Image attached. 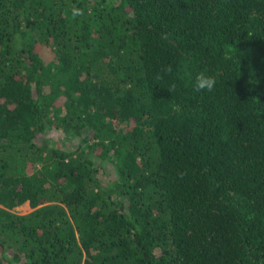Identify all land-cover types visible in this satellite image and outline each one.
<instances>
[{
    "label": "trees",
    "instance_id": "obj_1",
    "mask_svg": "<svg viewBox=\"0 0 264 264\" xmlns=\"http://www.w3.org/2000/svg\"><path fill=\"white\" fill-rule=\"evenodd\" d=\"M0 264H264V0H0Z\"/></svg>",
    "mask_w": 264,
    "mask_h": 264
},
{
    "label": "rangeland",
    "instance_id": "obj_2",
    "mask_svg": "<svg viewBox=\"0 0 264 264\" xmlns=\"http://www.w3.org/2000/svg\"><path fill=\"white\" fill-rule=\"evenodd\" d=\"M48 138L51 139L54 143L57 144L58 147L64 148V149H76L79 145L81 140L78 138H69L66 137L64 134L58 131H53L48 134ZM114 177V171H112V167L110 165L107 166V172L103 176V181L107 182L110 181V179H113ZM33 210L31 209L30 205L28 203L23 204L19 207H16L12 210V212L16 215L24 216L29 213H31Z\"/></svg>",
    "mask_w": 264,
    "mask_h": 264
}]
</instances>
